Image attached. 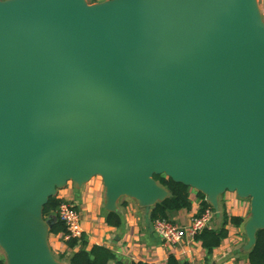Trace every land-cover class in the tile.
I'll return each instance as SVG.
<instances>
[{
	"label": "water",
	"instance_id": "1",
	"mask_svg": "<svg viewBox=\"0 0 264 264\" xmlns=\"http://www.w3.org/2000/svg\"><path fill=\"white\" fill-rule=\"evenodd\" d=\"M164 175L249 199L264 229V19L258 0H0V248L7 264H69L49 197L99 176L104 207L146 212Z\"/></svg>",
	"mask_w": 264,
	"mask_h": 264
},
{
	"label": "crops",
	"instance_id": "2",
	"mask_svg": "<svg viewBox=\"0 0 264 264\" xmlns=\"http://www.w3.org/2000/svg\"><path fill=\"white\" fill-rule=\"evenodd\" d=\"M261 15L263 18L262 12ZM57 197L61 200H72L80 209V226L82 235L87 241L86 249L97 244L107 247L115 254V259L108 264H130L136 261L167 264L171 255L179 264H248L247 251L242 248L246 243L243 225L249 217V201H241L240 199L243 198L238 197L235 192H225L219 196V211L213 214L210 228L220 225L221 211H225L229 216L243 218L244 223L241 227L228 225L227 238L211 254H207L200 242L195 241L194 238H185L175 246L163 244L153 230L150 220L147 222L145 210L139 207L136 201L127 197L120 199L115 211L120 216V225L118 227L109 225L106 222L108 211L104 207V186L99 176L93 177L80 187L68 183L65 188L58 191ZM189 197L191 208L174 213L171 216L172 222L185 226L190 217L196 215L199 209L196 191L190 188ZM48 242L51 251L60 255L66 252L67 256L79 248L73 250L67 248L61 234H51ZM0 260L7 264L1 248Z\"/></svg>",
	"mask_w": 264,
	"mask_h": 264
},
{
	"label": "trees",
	"instance_id": "3",
	"mask_svg": "<svg viewBox=\"0 0 264 264\" xmlns=\"http://www.w3.org/2000/svg\"><path fill=\"white\" fill-rule=\"evenodd\" d=\"M155 179L160 180L171 192V196L160 203H157L155 208L150 212L149 220L152 223L156 219H165L171 221V216L181 209L189 210L191 208L190 187L172 181L164 175H154ZM196 196L199 200V209L196 215H200L205 209H211L210 205L205 200V196L196 191ZM62 200L57 197H49L47 203L43 208V216L45 219H51V226L49 234H64L65 227L59 220L57 209ZM106 222L114 227L120 225V216L116 212H108ZM220 225L214 228H204L194 236V240L200 242L202 248L211 254L221 242L228 236V225L241 227L244 219L234 215H227L225 211L220 212ZM67 248L73 250L79 247L78 250L73 251L66 256V252L60 255V259H66L69 264H108L109 261L115 259V254L105 246L92 245L90 249H86L87 241L82 235L80 238H70L63 241ZM66 257V258H65ZM248 264H264V229L259 230L256 234V243L251 249L247 250ZM0 264L4 261L0 260ZM130 264H153L143 261L131 262ZM167 264H179L171 255L168 257Z\"/></svg>",
	"mask_w": 264,
	"mask_h": 264
},
{
	"label": "built area",
	"instance_id": "4",
	"mask_svg": "<svg viewBox=\"0 0 264 264\" xmlns=\"http://www.w3.org/2000/svg\"><path fill=\"white\" fill-rule=\"evenodd\" d=\"M75 207L71 202L61 201L59 203L57 215L66 229L65 233L61 235L63 240L80 238L82 236L80 214ZM213 214L211 209H205L202 214L191 216L188 224L185 226L165 219H156L151 224L163 244L175 246L180 244L185 238L193 239L202 229L210 228Z\"/></svg>",
	"mask_w": 264,
	"mask_h": 264
},
{
	"label": "rangeland",
	"instance_id": "5",
	"mask_svg": "<svg viewBox=\"0 0 264 264\" xmlns=\"http://www.w3.org/2000/svg\"><path fill=\"white\" fill-rule=\"evenodd\" d=\"M89 3H93V2H96V1H99V0H87ZM258 3H259V7H260V10L263 14V18H264V0H258ZM241 201H249V199H240ZM62 201H65V202H71L75 205V203L70 200V199H62ZM221 202H222V199H221ZM76 206V205H75ZM76 210L78 211V213L80 214V221H81V213H80V209L76 206L75 207ZM49 238H51V234L48 233V241H49ZM63 239V238H62ZM64 241V240H63ZM53 255L56 257V258H60V254L59 253H56L55 251H53ZM65 260V259H64Z\"/></svg>",
	"mask_w": 264,
	"mask_h": 264
}]
</instances>
